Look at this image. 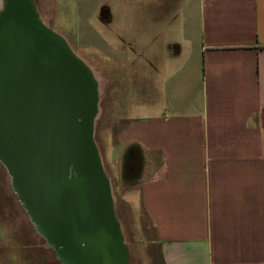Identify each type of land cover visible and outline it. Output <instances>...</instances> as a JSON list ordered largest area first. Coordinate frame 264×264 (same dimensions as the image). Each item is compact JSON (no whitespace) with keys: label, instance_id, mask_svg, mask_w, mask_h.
Wrapping results in <instances>:
<instances>
[{"label":"crops","instance_id":"crops-1","mask_svg":"<svg viewBox=\"0 0 264 264\" xmlns=\"http://www.w3.org/2000/svg\"><path fill=\"white\" fill-rule=\"evenodd\" d=\"M95 1L108 109L131 110L113 169L156 264H264V0Z\"/></svg>","mask_w":264,"mask_h":264},{"label":"water","instance_id":"water-1","mask_svg":"<svg viewBox=\"0 0 264 264\" xmlns=\"http://www.w3.org/2000/svg\"><path fill=\"white\" fill-rule=\"evenodd\" d=\"M98 82L38 15L0 3V162L21 202L74 264H126L111 182L94 140Z\"/></svg>","mask_w":264,"mask_h":264},{"label":"rangeland","instance_id":"rangeland-1","mask_svg":"<svg viewBox=\"0 0 264 264\" xmlns=\"http://www.w3.org/2000/svg\"><path fill=\"white\" fill-rule=\"evenodd\" d=\"M33 2L41 19L64 37L72 50L86 61L93 73L95 72L99 108L94 120V140L106 175L111 182L115 215L126 250V264H156L157 253L151 243L153 229L142 209L140 198L130 189L132 186L130 182L123 181L119 171L116 173L113 169L114 149L118 146L119 133L124 126L121 118L124 116V108L128 111L130 104L127 100L121 99L128 106L123 107L124 103L118 102V106L114 104L115 108L108 109L107 97L110 87L108 79H112L113 76L106 74L105 65L96 66L94 61L96 52L94 40L104 41L96 35L94 26L99 24L96 20L98 15L100 20L105 18V6L98 7L95 0H33ZM125 78L115 77L119 84L118 92L123 91L126 82H130V78ZM121 98L125 97L122 95ZM113 118L120 120L114 124ZM0 261L2 264H74L57 251L43 230L34 222L16 193L11 176L1 162Z\"/></svg>","mask_w":264,"mask_h":264},{"label":"bare ground","instance_id":"bare-ground-1","mask_svg":"<svg viewBox=\"0 0 264 264\" xmlns=\"http://www.w3.org/2000/svg\"><path fill=\"white\" fill-rule=\"evenodd\" d=\"M86 62V61H85ZM94 75H95V72H94ZM96 76V75H95Z\"/></svg>","mask_w":264,"mask_h":264}]
</instances>
